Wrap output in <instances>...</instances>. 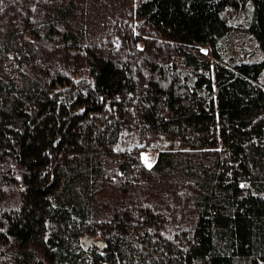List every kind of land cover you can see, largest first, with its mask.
I'll use <instances>...</instances> for the list:
<instances>
[{
    "label": "trees",
    "instance_id": "16d2710c",
    "mask_svg": "<svg viewBox=\"0 0 264 264\" xmlns=\"http://www.w3.org/2000/svg\"><path fill=\"white\" fill-rule=\"evenodd\" d=\"M110 3L0 0V264H264V0Z\"/></svg>",
    "mask_w": 264,
    "mask_h": 264
},
{
    "label": "rangeland",
    "instance_id": "374dc122",
    "mask_svg": "<svg viewBox=\"0 0 264 264\" xmlns=\"http://www.w3.org/2000/svg\"><path fill=\"white\" fill-rule=\"evenodd\" d=\"M103 1V3H106V5H108V6H110L111 5V3L110 4H107V3H109L111 0H102ZM114 6H116V4H113ZM113 5H111V6H113ZM117 5H119L118 3H117ZM250 10V11H249ZM249 12H245V13H242L241 14V16H240V18L238 17V19H237V22L239 23V26L241 27V24H242V22H244V21H247L248 19H249V16H250V14H251V8H249ZM127 14V13H126ZM109 17V16H108ZM103 18V17H102ZM110 18V17H109ZM239 44H241L240 45V47H242V49L247 53H249L248 54V56L250 57L252 54H255V52L257 53V51H256V49H255V47H253L252 46V44H251V41L249 40V38L245 35V36H243L241 39H240V41H239ZM236 49H237V51H238V48L236 47ZM240 54V56H239V58H244L247 54L246 53H244V52H242V51H239V52H237V54ZM236 57H238L237 55H235Z\"/></svg>",
    "mask_w": 264,
    "mask_h": 264
}]
</instances>
